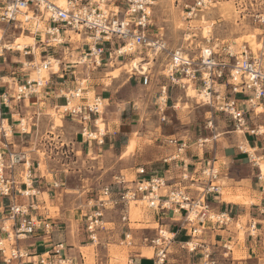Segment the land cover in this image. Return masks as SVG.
<instances>
[{
    "label": "built area",
    "instance_id": "2783aa9c",
    "mask_svg": "<svg viewBox=\"0 0 264 264\" xmlns=\"http://www.w3.org/2000/svg\"><path fill=\"white\" fill-rule=\"evenodd\" d=\"M57 0H0V61L7 62L6 54L19 53L31 61L20 63L22 69H35L38 79H12L0 77V123L3 127L4 112L18 110L20 105L32 96H39L42 90L50 83V77L40 78L42 72H49L50 76H57L65 72L68 65L60 64L61 69L55 72L51 57L43 59L36 66L35 49L31 46L23 50H15L10 42H5L9 31L21 30L35 35L40 46L58 49L68 43L57 42L61 36L65 38L68 31L85 34L92 42H88V50L81 54V59L90 60L91 65L101 67L106 60L114 58H129L135 54L147 51L155 57L167 55L164 67V76L172 86L184 89L183 80L197 82L201 87V94H205L203 102L211 106L216 112L228 118L237 131L246 130L247 116L257 114L259 108L264 109V34L261 39V49L256 56L249 48H244L240 53H235L231 47H223L220 51L209 50L206 57L202 51L199 59L191 57L181 49L169 51L161 36H154L153 21L148 0H66L65 7H60ZM191 1V2H190ZM216 0H189L183 5L184 14L188 19L197 16L201 10L206 9ZM247 5V4H246ZM250 8H256L253 17L264 26V0H248ZM44 24L43 35L38 34L39 24ZM33 28L36 31L31 32ZM47 53V51H43ZM106 56L108 57L107 59ZM55 58V57H54ZM136 72L140 73L136 70ZM141 74V73H140ZM150 72L141 74L143 85L150 81ZM224 88V89H223ZM168 87L161 88L157 101V110L162 122L168 101ZM84 90L80 87L62 93L66 100L63 107L73 102V108L63 110L62 114L69 116L83 126L81 136L86 140L96 141L98 145L104 144V132L96 127L90 130L88 122L92 115L100 116L99 108L102 100L95 97L92 104L82 106L78 100L84 99ZM62 108V107H61ZM214 121L207 123L206 129H214ZM22 126V123H20ZM250 135L261 136L259 130H253ZM218 135L212 133L211 137L200 138L194 146L201 151L198 164H192L189 157L190 145L186 141L171 139L168 145L173 148L172 154L163 159L167 172L179 169L177 179H168L164 176L150 175L142 166L137 169V178L127 182L123 176L117 177L114 184L103 187L99 193L88 202V212L85 215V232L92 244L99 245V233L107 231L105 220L107 214L113 212L118 215L122 229L119 245L126 248H144L152 253L154 264H167L173 254V247L178 233L183 231L189 240L179 243V249L190 255L198 254L202 243H195L206 229L224 228L232 223L227 212L216 210L211 201H216L222 196L220 184L222 176V163L216 157L215 143ZM3 139H8L4 131L0 135V144ZM212 144L211 148L208 146ZM256 152L258 151L255 149ZM262 156L252 157L246 152L249 159L257 169L256 180L261 184L260 189L264 195V172L259 165V160H264V141L261 147ZM255 152V153H256ZM199 154V152H197ZM257 159V161H256ZM192 167V168H191ZM33 167L27 152L0 149V199H8L9 205L0 210V233L5 238L0 240V256L3 264H23L26 255L19 248V242L28 236H33L42 228L45 234L50 233L49 224H38L30 215L33 206L15 203V195L34 197L33 192ZM23 182L19 183L20 177ZM25 187L20 191L17 187ZM58 184H55L57 187ZM120 186L121 189H114ZM132 204H141L145 209L156 215L162 216L170 213L175 222H179L177 232H169L164 225H158L154 234L141 232L138 237L130 227L136 221L132 220ZM264 215V204L260 209ZM7 223L11 224L8 230ZM257 223L250 224V236L256 234ZM9 243V247L6 246ZM205 246V245H204ZM226 250L224 260L230 264L231 247L224 245ZM210 248H205L200 254L201 264H220ZM130 258L128 264H133ZM65 262H62L64 264ZM40 264H45L40 261Z\"/></svg>",
    "mask_w": 264,
    "mask_h": 264
},
{
    "label": "rangeland",
    "instance_id": "374dc122",
    "mask_svg": "<svg viewBox=\"0 0 264 264\" xmlns=\"http://www.w3.org/2000/svg\"><path fill=\"white\" fill-rule=\"evenodd\" d=\"M62 1L59 0L57 4L65 6L66 0L64 3ZM152 1L153 4L150 7V11L154 24L153 34L154 36H158L160 32L159 36L166 43L169 51L181 49L195 59H199L202 51L204 52V49L207 48L217 52L223 47H231L235 53H240L244 48H249L255 56L259 54V50L262 47L261 39L264 34V26L253 17V15L257 14L256 8L255 10H253L254 8H250L248 0H216L192 19L186 17L183 9V5L189 0ZM43 27L44 24L40 23V29H37L38 34H44L45 27ZM29 30L31 32L36 31L33 28ZM80 35L81 40L76 42V44L75 42L70 43L69 39H65L64 42L71 44L64 46L70 47L64 48L66 52H62V48L46 49L52 56L51 58L55 57L54 59L58 60L60 64L63 61L68 64H77L75 66L68 65L67 71L75 72L69 81H73L76 78V84L82 85L85 92H91L89 94V98L91 99L90 104H92L96 97L93 93L95 88L107 90L109 93H106L105 96H109V94L114 96L113 103L117 105L116 110L118 114L117 124L120 126L123 123L127 128L128 135L119 137L114 143V150L105 157L94 159L97 157L90 155L88 157L83 156V158L77 155V151L72 150V141L75 136H78L75 133L76 126L80 127V125L75 124L71 117L68 118L62 114L63 110H65L64 108L57 110L48 108L43 113L45 118L41 117L38 120V127H40L43 134L39 136L36 146H31L33 147V151L28 153V158L32 163L38 160L42 171L48 169L49 165L52 168V166L55 167L56 165H60V163H64L63 175L68 177V186L64 191L72 198L70 201L72 206L75 207L76 203L80 204L79 202L82 201L83 207L88 208L89 201L87 200V196L90 200L91 196H95L103 187L109 186L113 182L115 183L116 178L120 176H123L127 182L134 181L137 178V169L142 166L150 173L154 170L160 171L161 156L162 153L165 154V149L162 146H169L168 141L171 139L186 141L188 145L192 146L190 150L199 152V154L201 151H198L197 146L194 145L198 139L211 137L212 133L219 136L216 141H220L222 146L224 144L226 146H235L236 148L240 145V141L245 140V137L254 140L259 137L261 142L264 139V133L261 136L250 135V132L253 130L264 132L263 108H259L257 114L250 113L247 116L246 130L242 133L236 130L228 118L203 102L202 98H200L201 87H197V89L194 87L199 97L192 100L188 96V87L193 85L192 83L183 80L184 89L179 86H172L163 75L167 62L166 54L155 57L143 50L142 53H137L129 58L106 60L101 67L96 68L94 64L91 65L90 61L86 62L84 66L81 64V61L86 60L85 58L81 59L82 47L88 50L87 43L90 39L85 34ZM34 37L35 35H31L29 32L22 34L21 30H12L9 31V36L5 38V42L9 41L11 43L10 46H14L23 44V39L27 47L29 46L30 39ZM38 41L37 39V44L40 48ZM76 47L80 48L75 50ZM41 52L42 48L36 50V66L40 65L43 57L47 55V53L43 52L41 54ZM136 56L150 64L148 71L151 74V81L147 86L143 85L140 73L131 71L130 61ZM6 57L8 58V62L10 60L18 61L20 54L9 53L6 54ZM107 58L106 56L105 59ZM21 60L24 61V58L22 57ZM34 71L35 69H27L24 73L26 76L23 78L38 79ZM44 73H46V79L50 77L49 72L45 71ZM84 80L85 82L83 83ZM164 86L168 87V101L165 112L167 119L165 122H162L157 110V101L161 88ZM79 103L80 100H78L77 104ZM101 106H103V112L100 113V117L103 118L105 112L103 102ZM70 107H73V102H70ZM210 120L214 121V129L212 131L206 129L207 123ZM28 122L31 123L29 120ZM103 122L104 128L101 132H104L106 127L104 118ZM24 129L27 130L26 127ZM10 136L12 134L8 138ZM11 143L12 141L9 142V144ZM259 145L261 144L259 143ZM211 146L212 144L210 143L208 148H211ZM249 151L251 150L249 149ZM30 154L34 155L31 156ZM170 154L166 152L167 157ZM253 155L258 159L262 156V151L258 150ZM218 160L221 161V159ZM258 163L260 166L261 164L264 166V160H259ZM99 172L104 173L102 178H97ZM76 174H79V176ZM230 179V174L222 173L220 184L222 186V198L224 201H236L247 206L250 203H255L249 199L246 190L231 189ZM226 196L229 197V200H226ZM145 210V207L141 204L137 206L132 204V220L143 219ZM243 224L245 225V221H243ZM7 226H11V223H8ZM136 227L140 228L141 226ZM241 227H238L240 229L238 239L243 241L247 230ZM201 242L202 236L195 241L198 244ZM8 245L9 243L6 242L7 247H9ZM231 249L232 256L236 259L240 258L241 255L235 246ZM93 250L89 246L86 252L93 254ZM210 250L213 249L211 248ZM110 255L112 257L111 264H127L130 250L120 246H111ZM182 256L186 258L190 257L186 251H183L181 258ZM197 258H195L196 262ZM86 259L88 260V264H95L93 258L88 257ZM184 262L186 264V261ZM64 264H67V262ZM143 264L150 263L145 262Z\"/></svg>",
    "mask_w": 264,
    "mask_h": 264
},
{
    "label": "crops",
    "instance_id": "0c3cea01",
    "mask_svg": "<svg viewBox=\"0 0 264 264\" xmlns=\"http://www.w3.org/2000/svg\"><path fill=\"white\" fill-rule=\"evenodd\" d=\"M58 1L59 0H57L56 3ZM159 35L160 32L158 33V36ZM65 39H69L70 42L71 38L68 36V33L65 38H63L64 41ZM22 43H25L23 39ZM70 43H68V45H71ZM14 46L11 47L16 50L17 45ZM29 46L35 49V53L36 50L40 48H42L41 54H43V51H47L43 46H40V48L38 47L37 39H35V37L30 39ZM59 48H62V52H66L65 49L70 47ZM79 48L80 47H76L75 50ZM86 51L87 50L82 47L81 53H85ZM22 57L24 58V56L21 55L18 61L10 60V62H8V58L6 63L0 61V77H4L7 80L12 79L13 75H17L18 79L24 80L23 77L26 76L24 73L27 69H22L20 63L31 61L32 58H24V61H22ZM46 57H52L48 51L43 59ZM11 58L13 59V57ZM89 61L90 60L87 61V59L83 60L81 61V64L85 66L86 62ZM65 69V72H62L57 76H50V83L42 90L41 95L30 97L20 105L18 110L4 112L5 116L3 118L5 121L3 124L6 127L7 123V126L10 129V132H7L8 136L11 134L12 136L6 140L3 139V144L0 146V149L6 148L8 150L31 153L33 151V147L31 146H36V143L39 141V136L43 134L40 127H38V120L45 116L43 113L48 108H54L56 110L61 109V107L64 108L63 106H65L66 100L62 96L63 92L78 89L80 87L84 89L82 85L78 83L76 84V78L73 81H69L70 77L74 75L75 72H68V67ZM192 83L196 89L197 87H200L197 82ZM83 92L84 99L80 101L79 104L87 106L91 103V99L89 98L91 92ZM93 93L96 97H100L104 103L105 112L103 118L106 121L103 138L104 144L98 145L96 141L84 139L81 136L83 126L78 120L72 118L75 124L80 125V127L76 126L75 133L78 136H75L72 141V150L77 151V155L82 157L94 155L97 157L94 159H100L107 154H110L115 148V141L119 137L127 136L128 131L123 123H121L122 126L117 124L118 114L116 110L117 105L113 103L114 96L112 94L105 96L106 93L109 92L99 88H95ZM99 112H103V106H101ZM66 117L69 118V116ZM103 118L97 115H92L91 120L88 122L90 130L95 131L94 121L97 120L96 127L98 128V122ZM28 120L31 121V123L28 122ZM20 123H22V126ZM24 127H26L27 130H25ZM46 137L49 138L50 136ZM10 141H12L11 144H9ZM263 141L264 139L261 142L259 137L255 140L245 137L244 141H240L241 143L238 148L235 146H226L224 144L222 146L220 141H216L215 154L217 159H221L219 162L223 165L222 173L231 175V189L246 190L249 199L255 203H250L247 206L246 204L238 202H227L223 200L222 196L214 202L211 201L212 207L216 210L227 212L229 214L232 223L229 226L220 229L213 228L209 225V228L206 229L202 236V248L199 249L198 254L192 256L189 254L190 257L188 258L185 256H182L181 258L183 251L179 249V243L187 242L189 238L185 232H179L173 247V254L167 264H184V261H186V264H201L200 254L204 251V247L213 249L212 251L216 253L215 256L220 264H230L223 259L224 254L226 253V250L223 248L224 245L231 248L235 246L238 253L241 255L240 258L236 259L232 256V251L229 253L233 264H264V215L260 213V209L264 204V195L260 189L261 184L255 179V174H257L258 171L246 154V152H256L255 149L261 150V147L259 146H262ZM259 143L261 145H259ZM45 145L48 146L47 144ZM162 147L165 149V154L162 153L161 156V170H154L152 173L148 171L149 174L153 176L165 175L168 179L179 178L181 170L176 169L169 174L166 171L167 166L163 163V159L167 157L166 152H169L170 154L173 151L172 148L170 146ZM249 149L251 151H249ZM30 155L32 156L34 154ZM189 157H191L192 164L199 166L198 161L201 159V153L197 154L194 150H190ZM32 167L34 178L32 190L36 193V196L25 197L16 194L13 201L17 204L33 206L34 210L30 209L29 215L40 225L49 224L51 230L49 234H45L41 228L35 235L28 236L19 242L18 246L20 250L26 255V258L23 259V264H40V261H44L45 264H62V262H67V264H88V260L86 259L88 257L93 258L95 264H111L112 257L110 255V248L111 246H120L119 242L122 237V229L118 215L113 212L107 214L105 224L110 227L106 226L107 231L99 233V245L92 244L85 232V219L83 220L89 207L84 208L82 201L79 202L80 204L76 203L75 207L72 206V203L70 202L72 198L64 191L68 186V177L63 175L64 163H60V165H56L55 167L52 166V168H50L49 165L48 169L42 171L40 162L36 160L32 163ZM242 170L243 172H241ZM76 175L79 176V174ZM102 175H104V173L99 172L97 178H102ZM17 180L19 183L23 182L21 175L20 177L18 176ZM55 184H58V186L55 187ZM111 184H114V182ZM17 188L20 191H24L25 189L23 186H18ZM114 189L120 190L121 187L114 186ZM87 200L90 201L88 196ZM7 205H9L8 199H0V210H3ZM134 221H136V223H132L130 227L137 237L142 234L141 232L154 234L157 231L158 225H164L169 232H177L180 224L172 219L170 213H164L162 216H159L156 215V213H150L147 210H145L143 219ZM243 221H245V225L243 224ZM252 222L258 224L254 236H250L249 234L250 224ZM0 226H3V224H0ZM136 226L141 227L138 228ZM241 226L247 230L243 241L238 239L240 230L238 227ZM7 229L11 230V227L9 226ZM4 238L5 235L0 233V240ZM89 246L94 249L93 254L86 252ZM126 249L130 250L127 264L130 262V258L134 259L133 264H143L145 262L154 264L149 249L137 247L134 249ZM178 256L179 259L177 260ZM196 257H198L197 262L195 261ZM0 264H3L1 256Z\"/></svg>",
    "mask_w": 264,
    "mask_h": 264
},
{
    "label": "bare ground",
    "instance_id": "6f19581e",
    "mask_svg": "<svg viewBox=\"0 0 264 264\" xmlns=\"http://www.w3.org/2000/svg\"><path fill=\"white\" fill-rule=\"evenodd\" d=\"M63 3L65 2V0H63L62 1ZM148 3L152 6V4H153V2L151 1V0H148ZM60 6V5H59ZM60 7H65V6H60ZM40 27H42V26H40ZM44 28V27H43ZM38 29H40V28H38ZM42 30V29H41ZM0 34H2V31H1V33ZM68 36L71 38L70 39V42H72V43H74L75 42V44H76V42H79L80 40H81V35L80 34H78V33H76V32H73V31H69L68 32ZM43 38H44V34H43ZM89 38V37H88ZM90 39V38H89ZM64 40H63V38L62 37H60L59 39H57V42H63ZM89 42H92V40L90 39V41ZM26 47V44L25 43H23V44H21V45H17L16 46V50H21V49H24ZM204 55L206 56V57H208L209 56V50H207V49H204ZM51 60H52V62H53V65H54V69H55V71L56 72H58L61 68H60V62L58 61V60H56V59H54V58H51ZM149 66H150V64H148V63H146V61L144 60V59H142V58H140V57H134V58H132V60L130 61V67H131V71H139L141 74H143V73H147L148 72V68H149ZM45 75H46V73H44V72H42L41 73V76H40V78H45ZM119 78V77H118ZM85 82V80L83 81V83ZM190 83H192V82H190ZM193 84V83H192ZM110 87V86H109ZM188 96L193 100V99H196L197 97H199L198 96V93H197V90L194 88V86L193 85H190L189 87H188ZM200 98H203V100H204V98H205V94H201V97ZM102 105V104H101ZM70 108H73V107H70V105L69 106H67V107H64V109H70ZM98 128H100V130H102L103 128H104V122H103V119H101V120H99V122H98ZM10 132V129H9V127L7 126V127H5L4 125H3V127H1L0 126V134H2L3 132ZM7 136H8V133H7ZM247 144V143H246ZM249 153H251L252 154V157H253V159H254V157H256L255 155H253V153H255V152H249ZM261 169H262V171L264 172V166L261 164ZM226 198V200H229V197L228 196H226L225 197ZM232 199V198H231ZM238 201V200H237ZM236 202V201H235Z\"/></svg>",
    "mask_w": 264,
    "mask_h": 264
}]
</instances>
